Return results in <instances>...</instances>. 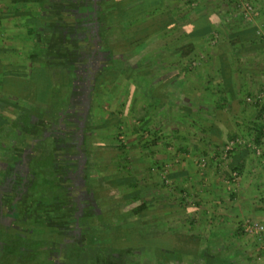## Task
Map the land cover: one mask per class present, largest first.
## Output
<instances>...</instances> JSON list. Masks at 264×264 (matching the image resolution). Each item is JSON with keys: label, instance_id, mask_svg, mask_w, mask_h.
Masks as SVG:
<instances>
[{"label": "rangeland", "instance_id": "1", "mask_svg": "<svg viewBox=\"0 0 264 264\" xmlns=\"http://www.w3.org/2000/svg\"><path fill=\"white\" fill-rule=\"evenodd\" d=\"M5 1L0 17V111L7 123L0 124L6 125V129L0 131V182L3 170L11 160L9 156L15 154V137H19L21 131L18 123L16 127L12 123L21 121L19 117L29 108V103L22 100H34L31 95L36 88L30 81L32 70L29 68L33 62L30 53L34 49L38 53L43 51L41 61L46 64L63 57L56 54L58 50L54 44L58 35L52 36L51 31L48 46L40 48L33 42V36L31 39L29 28L25 29V24L17 21L15 11L20 8L19 5L28 8L26 3L19 2L17 7L12 5V0ZM157 1L144 0L143 5L156 11L159 7H153V4ZM54 5L60 10L63 3L54 2ZM9 7L15 10H8ZM234 7L233 0H166L163 12L149 19V23L172 18L176 20L175 24L181 25L180 28L167 31L170 35L164 38L153 37L126 64L133 66L142 59V67L127 72L126 66H123L114 79L111 75L107 76L98 87L97 77L91 100L92 133L97 147H93L96 151L91 153L96 154L98 159L91 156L88 178L94 181L92 185H102L107 191H103L104 195L112 191L118 222L112 229V236L111 231L98 229L103 236L99 244L88 245L83 257L78 260H70L69 256L65 264H240V245L245 243L248 249L262 244L264 248V238L250 235L244 228L247 220L264 223V135L259 143L254 141L262 121L258 116L259 103L254 99L264 91V82L259 88V44L264 57V39L254 37L250 30L251 26L259 24L264 27V0H259V8L256 5L260 12L256 25L237 18L239 10ZM203 12L217 13L220 22L213 33L194 42L195 51L189 57H181L179 50L182 43L170 48L164 46L184 33L182 25L185 21ZM102 18L100 16V23ZM37 22L32 19L30 24L37 26ZM38 38L41 36L35 39L39 41ZM223 45H227V57L242 79L238 84L241 98L236 100L237 109L240 105L242 108L240 113L231 109L230 113L216 114L212 110L215 104L223 102L220 95L229 96L217 76L221 73ZM74 50L70 52L74 53ZM75 53L79 55L78 50ZM65 58L67 56L59 65L66 70L69 63L66 60L63 62ZM252 69L255 72H251ZM23 72L26 77L21 75ZM69 77L70 73L68 75L65 71L63 82L66 92L70 89ZM59 102L63 103L62 100ZM34 120L37 121L36 118ZM224 122L243 127L237 136L255 142L260 148V152L256 153L246 145L238 147L255 154L249 157L251 160L246 167L252 173L244 179H241L243 167L233 159V153L238 148L226 157L217 149L237 136L232 135L223 144L212 143L217 137L215 131L220 132L221 137L226 134L223 128H219ZM24 148V145L20 147L21 153ZM46 161L44 158L43 162ZM235 172H238L237 178L233 176ZM52 173L50 170L48 174L37 173L35 176L39 178H34L44 186L45 177L51 175L47 188L50 197L57 192L60 181L57 172L55 176ZM254 175L257 179L252 192L247 186L250 178L255 182ZM136 195L146 202L143 210H138L141 202L134 200ZM239 207L237 211L242 218H227L218 224L214 222L217 214H224V209L232 213L234 208ZM243 208H246L245 217L240 211ZM13 229L0 227V264H52V257L47 255L48 249L42 254L38 252L34 257L36 260H26L35 254L36 251L32 253L34 250L29 247L35 246L37 238H27L28 248H22L19 255L6 254L3 248L9 249L14 242H8ZM157 237L163 248L156 247L157 244L151 241L144 242ZM168 251L177 255L167 258L165 253ZM243 264H259V258L256 262Z\"/></svg>", "mask_w": 264, "mask_h": 264}, {"label": "flooded vegetation", "instance_id": "2", "mask_svg": "<svg viewBox=\"0 0 264 264\" xmlns=\"http://www.w3.org/2000/svg\"><path fill=\"white\" fill-rule=\"evenodd\" d=\"M54 2L63 6L58 10L53 5L50 10L55 21L54 26L50 25V33L52 36L59 33L56 54L63 57L51 64H59L67 56L63 62L66 60L73 67L66 64L68 69L62 70L63 74L66 71L71 75V82L67 83L70 89L67 92L64 89L62 104L51 101L41 105L42 109L38 106L29 111L30 123L20 121L21 131L15 137L16 151L14 156H9L11 160L0 182V227L14 228L8 242L22 239L19 252L27 247V238L38 239L32 243L33 248L29 247L35 254L29 253L33 257L26 260H36L38 252L48 249L52 264H65L69 256L70 260H78L88 245L99 244L103 236L98 229L111 231L112 236L118 210L113 204L112 191L104 195L102 185L94 186V181L88 178L91 156L98 159L91 153L97 147L92 133V93L99 73L110 58L108 44L100 32L101 0ZM71 49L78 50L79 55L75 50L71 53ZM22 145L25 146L23 153L20 152ZM48 170L53 172L52 176L57 172L60 177L59 188L57 192L51 191L52 197L47 189L51 175L45 177L44 186L34 179L39 178L35 176L37 173L48 174Z\"/></svg>", "mask_w": 264, "mask_h": 264}, {"label": "trees", "instance_id": "3", "mask_svg": "<svg viewBox=\"0 0 264 264\" xmlns=\"http://www.w3.org/2000/svg\"><path fill=\"white\" fill-rule=\"evenodd\" d=\"M12 5H16L19 2H23L22 0H12ZM37 4L39 5V8L45 9L46 6V0H35ZM160 1L162 2V5L160 6ZM234 1V0H233ZM28 2V0H24V3ZM144 0H101V11L100 16H103V25L101 29V34L103 36V39L108 44L107 49L109 50V59H111L109 62H107V65L105 68L99 73L98 75V85H101L105 78L107 76H112L113 79L119 74L120 68L123 66L125 67L129 59L134 56L138 55L140 51L144 49V47L147 45L148 41L151 40L153 37H159L164 38L168 35H170L168 32L169 30H177L180 28L181 25L175 24V19H161L159 21H155L154 23L150 22L149 19H151L153 16L158 14V12L161 11L162 8L166 5V0H159L155 2V5L153 4V7H159L156 11H151L145 8L146 6L143 5ZM235 3V2H234ZM152 7V6H151ZM150 7V8H151ZM236 6L234 9H237ZM147 9V10H146ZM160 14V13H159ZM237 18L240 19V16H237ZM41 21V20H39ZM220 19L217 14L215 13H200L196 14L188 19V21H185L182 25L184 29V33L174 39L173 41H168L165 43L164 46L170 48L175 47L176 45H180V54L181 57L187 58L189 57L194 51H195V43L196 41H199L201 39L206 38L205 36L207 34L213 33L214 29L219 24ZM1 23V20H0ZM52 25V23H50ZM54 24V23H53ZM42 26L41 22L37 23V29L30 28L29 31L31 32L34 39L38 35L37 33L40 30V27ZM257 27L254 26L253 30H251V34L254 37L261 38L260 35L256 33ZM168 31V32H167ZM35 32V33H34ZM167 32V33H166ZM171 32V31H170ZM34 33V35H33ZM168 34V35H167ZM58 35V39H56L54 45H58L60 41V35L59 33L55 34ZM122 40V41H121ZM191 40L192 43H187V41ZM185 42V43H184ZM35 45H39L40 48H42V45L46 43H41L40 41L36 40L34 41ZM142 49V50H141ZM139 50V51H138ZM34 52L30 53V58L33 61L29 70H32L31 74V83L35 86L36 90L34 93H29L31 95V98L34 99L30 101L29 99H24L22 101L29 103L27 108V111H24V113L21 114L19 117V120L23 122V124L30 123L31 120V113L29 111L36 110L38 107L35 103H43L47 104L50 101L59 102L64 98V82H63V70L60 68V65L57 63L56 65L53 64H46L42 63V53H38L36 49L33 50ZM42 58V59H41ZM143 60L139 59L133 66L127 65L125 70L129 72L130 70H133V68H139L143 65ZM54 68V71H53ZM24 77H26V73H22ZM39 93V94H38ZM41 94H43L41 96ZM13 97V96H12ZM15 99V97H14ZM18 100V99H17ZM19 101V100H18ZM264 106L259 107V113L258 116L262 121H260L261 125L257 129V134L255 136L254 141L259 143L260 139L264 135ZM18 120V121H19ZM7 123V119L3 116H0V124ZM16 123L20 125V121L16 122L13 121V127H16ZM259 124V123H258ZM234 151V150H233ZM238 167H236L237 169ZM238 175V172H236ZM134 200L137 202L140 201V205L138 206V210H143L146 206V202H142L140 197L136 195L134 197ZM1 232V230H0ZM0 241H2L0 239ZM22 239L17 238L14 242H12L9 245V249L5 248L7 252L16 254L19 252V246L21 245ZM151 241L152 244L156 243L158 248H163L162 244L159 243L158 237L157 238H151L146 239L144 242ZM171 248V247H170ZM132 250V249H127ZM170 250V249H169ZM175 252V251H171ZM167 255V258L170 256L177 255L170 254V251L165 253ZM112 262V261H111Z\"/></svg>", "mask_w": 264, "mask_h": 264}, {"label": "crops", "instance_id": "4", "mask_svg": "<svg viewBox=\"0 0 264 264\" xmlns=\"http://www.w3.org/2000/svg\"><path fill=\"white\" fill-rule=\"evenodd\" d=\"M22 1L23 2H21V4L22 3L24 4V0H22ZM5 2H6L5 0H0V17H1V15H3L2 12H3V6H4V4H6ZM254 2L259 8V0H254ZM25 3H26L25 5H28L29 7L25 9V8L22 7V5H19L20 8L17 11H15V15H16L15 17L18 18L17 19L18 22H22V25L25 24V27H24L25 29H26V27L29 28V29L30 28L37 29L36 25L34 26V24L33 25L30 24V21L32 19H36V20H38V22L42 23V26L40 27V30H41L40 32L41 33H37L38 34L37 36H41V38H38L41 43H43V42L46 43L45 45L42 46V48L45 49L48 46L47 45L48 44L47 41H48V39L50 37V32H51V30H50L51 29V27H50L51 24L50 23H52V25H53V23L55 22V21H53L54 20L53 16L50 13V10L53 9L54 0H46L45 9H42V8L40 9L39 5L37 4V2L35 0H28V2H25ZM19 6H17V7H19ZM13 9L14 8H11V7L8 8V10H13ZM263 11H264V9H263ZM215 14H217V13H215ZM261 15H262V13H261ZM39 20H41V21H39ZM29 29H28V32L30 34H32L31 32H33V31L30 32ZM250 30H253L252 26L250 27ZM34 33H33V35H34ZM246 36L248 37V35H246ZM30 37H31V39H33L32 35H30ZM34 41H35V39H33V42ZM223 46H224L223 47V51H222V54L220 55V60H221V63H222L221 69H220L221 73H218L217 76H219V78L221 79V81L225 85V89H226L225 92L227 94H229V96L222 97L220 95V98H223V102L220 101V103L215 104L214 109H212V110H213V113H216V114H221L222 112L224 114L230 113L231 109L232 110L235 109V111L240 113L242 108H241V105H240V107L237 109L236 100L237 99L240 100V98H241L240 97L241 93L239 91V87H240L239 85L242 82V79H241L240 75H237L238 72H236L232 68V65L230 63L231 61L227 57V53H228L227 52V45H223ZM263 64H264V57H263V54L261 53V44H259V88H260V85H262L263 82H264V66H263ZM249 68H251V67H249ZM251 72H255V69H252ZM213 77H215V76L213 75ZM215 81H217L216 78H215ZM216 86H218V88L220 87L218 84H216ZM226 100L231 101V103L230 102H226ZM238 103H239V101H238ZM33 104H35V103L33 102ZM39 104H40V106L41 105H45L43 103H39ZM35 105L38 107L39 106L38 102ZM0 108H1V106H0ZM42 108L43 107L41 106V109ZM1 113L2 112L0 111V116H2ZM216 126L219 127L220 125H216ZM221 126L222 127H219L220 130H221V128H223L226 131V134H224L223 137H221V133L215 131L214 134H216L218 138L215 137V139L212 140L213 144H223L224 142L228 141L229 138H231L232 135L233 136H235V135L237 136L239 130H243L242 129L243 127H241L240 125H237V126H235L233 124L231 125L230 122H227V123L224 122L223 125H221ZM5 129H6V125L0 126V131L1 130H5ZM213 130H215V128ZM216 139H219V140H216ZM250 149H251V151H254L252 148H250ZM233 154H234L233 155L234 156L233 157L234 162L238 163V165L240 164L241 168L243 167L242 169L244 170V171L242 170V172H241L242 173L241 174V179L246 178V176L248 177L249 173H252L250 171H247V169H246V167L248 166V161L251 160V158H249V157L251 155L255 156V154H251V153L248 152V150L240 149V148H238V150L235 151ZM259 177H261L260 173H259ZM255 178L257 179V175L256 176L254 175V179ZM256 179H255V182H254V180L252 178H250L251 182H249L248 186H247V187L250 186L252 192H253L254 184H256ZM259 184H262V183L259 181ZM240 188H239V190H240ZM240 208L241 207L234 208L232 213H227L226 210L224 209V214H222L221 212L219 214H217V217H215L214 222H217V224H218V223H221L222 221L224 222V220L227 219V218L228 219L229 218L230 219H235V218L240 219L241 213L237 211ZM213 209H216V207H214ZM240 211L241 212L243 211L242 214L245 217L246 208H243ZM214 216H216V215L214 214ZM247 246L248 245L244 243L243 245H240L239 248H238L239 250H241V252H239V253L242 254V255H240V258H239L240 264L246 263L248 261L249 262L250 261L251 262H256L258 258H259V264H264V248L262 247L263 245L259 244V246L257 245V247H254V245H253V246H251L248 249H247ZM26 248H28V247H26ZM20 253L21 252L13 254V253H10V252L6 251V254H11V255H19ZM236 253H238V252H235L234 254H236ZM228 257H230V256H228ZM230 264H233V263L230 262ZM234 264H236V262H234Z\"/></svg>", "mask_w": 264, "mask_h": 264}, {"label": "built area", "instance_id": "5", "mask_svg": "<svg viewBox=\"0 0 264 264\" xmlns=\"http://www.w3.org/2000/svg\"><path fill=\"white\" fill-rule=\"evenodd\" d=\"M236 3V6L238 7V13L236 16H240V18L249 24H254L259 21L260 18V12L259 9L256 7L254 0H234ZM263 25L259 24L256 30V33L264 39V27ZM256 103H259V107L264 106V91H262L257 99H254ZM264 117V113H263ZM264 132V130H263ZM240 145L242 146H248L249 148H252L256 153L260 152L259 146L252 141L245 140L241 137H235L232 140H230L224 147L222 148H217L218 150L220 149L223 153V156L226 157L231 151L239 147ZM234 178H237V173H234ZM245 231L249 233L250 235L257 236L260 239L264 238V223L258 222V221H252V220H247L244 224Z\"/></svg>", "mask_w": 264, "mask_h": 264}]
</instances>
